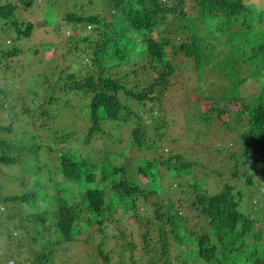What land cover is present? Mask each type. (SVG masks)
Segmentation results:
<instances>
[{"label": "trees", "instance_id": "1", "mask_svg": "<svg viewBox=\"0 0 264 264\" xmlns=\"http://www.w3.org/2000/svg\"><path fill=\"white\" fill-rule=\"evenodd\" d=\"M44 1L0 0V65L4 74L8 71L6 61L24 54L23 43L32 38L38 26L25 19L22 12L40 8ZM98 3L101 9L93 14L91 10L78 14L75 6L65 5L69 13L64 16V25L80 38L73 54L84 59L82 46L90 49V65L83 76L79 77V65L73 61L67 67V71L68 68L72 71L70 74L58 72L65 75L68 84L41 88L36 93L26 87V94L17 97L19 102L15 88L0 86V137L7 136V140L0 139V166L12 165L29 147L36 148L29 140H19L26 135L42 137L51 127L57 147L54 172L47 170L50 187L40 190L41 210L34 213L25 210L28 200L38 198L35 193L3 200L0 197V205L6 208L4 217H0V235L17 241L10 245L14 264H53L56 249L72 243L85 229L97 225L100 231L113 221L119 209L135 211L137 202H148L151 198L155 199L151 214L143 216L136 212L148 230L143 235V252L152 253L150 264H234L242 256V264H248L251 256L257 258L259 254L257 250L248 253V249L259 243L264 234L261 225L257 228L264 219V208L254 197L262 191L264 198V83L256 97L242 99L238 90L243 82L244 65L252 72L250 77L264 81V10L252 0H99ZM87 26H92L93 34L81 37ZM60 28L61 25L57 34ZM71 37L66 38L68 42ZM180 55L192 61L198 73L215 69L220 80H225L220 86H229L206 113L196 115L197 123L205 129L192 133L196 140L199 138L198 142L207 140L205 121L212 119L210 114H228L226 106L221 108L222 103L242 104L243 110L226 123L229 133L234 135L231 146L225 145L227 150L209 145L205 151H199V163L182 162L179 152L177 156L169 155L164 162L174 177L187 175L191 169L195 170L193 177H208L204 170L212 173L224 183L219 193H208L195 180L177 186L175 192L168 188L162 193L157 177L158 160L145 159L139 165L133 156L141 147L151 146L150 150V140L153 144L164 142L169 127L164 121L151 129L163 132L157 139H149L146 124L156 117L147 104L164 98V92L171 86L170 79L184 64L176 62ZM29 66L17 65L12 76L22 77ZM14 104L19 106L18 111ZM63 115H68L67 122L60 123ZM148 117L151 119L147 120ZM108 123L125 125V134L130 139L118 138V145L125 142L127 148L110 150L108 161L85 160L73 153L70 145L78 136L84 147L91 145L93 151L100 150L105 138L112 136L103 134L102 128ZM171 143L179 140L172 139ZM209 153L226 155L220 162L232 164L233 168L228 173L216 168ZM167 155L161 154L162 159ZM140 175L147 177L150 189L134 182ZM254 185H259V189H252ZM253 190L256 194L251 193ZM183 191L191 198L183 200ZM168 194L174 197L166 200L164 196ZM9 202L10 206H6ZM189 202V208L198 213L199 219L208 222L200 235L185 226L187 220L181 208ZM23 209L25 215H21ZM120 237L125 234L121 232ZM101 246L98 245L100 255ZM126 246L129 250L135 247L130 242ZM178 246H185L186 251L179 253ZM24 253L31 257L22 259Z\"/></svg>", "mask_w": 264, "mask_h": 264}, {"label": "rangeland", "instance_id": "2", "mask_svg": "<svg viewBox=\"0 0 264 264\" xmlns=\"http://www.w3.org/2000/svg\"><path fill=\"white\" fill-rule=\"evenodd\" d=\"M13 1L18 2V0ZM252 1L258 5L260 9L264 10V0ZM98 2L99 0H46L41 2L40 8L34 7L30 10L23 11L22 14L25 19L33 22L34 24L37 23L38 26H36V29L31 36L32 38L23 43L24 54L22 53L23 55L20 54L18 57L6 61L8 64V71L5 74L3 73V66L0 65V86L6 85L7 89L8 86L11 89L15 88L14 94L16 98L19 94H26V87L30 88V91H33L34 93L41 88L50 89L57 84L60 87H63L64 84H68V80L65 75L72 72L69 68L67 71V67L73 61L77 63L76 65H79V71H77V74L79 77L83 76L84 71L87 70L90 65V49H87L85 44L82 46L84 49V59L76 53L73 54L76 42L79 43L80 38L72 28L70 29L68 28L69 26L64 25L66 24L64 16L69 13V11H66L67 9L65 5L69 4L70 6H75L76 8L74 10L78 14L85 13L83 10H91V13L93 14L99 12L98 10L101 9V5ZM20 8H22L21 5ZM91 13L88 12L87 14ZM210 22L215 25L217 24L214 19H210ZM44 23H46V25ZM59 25H61L62 28H60L59 34H57L56 29H58ZM92 29V26H87L84 29L85 32H81L80 36L85 37L92 35ZM69 35H72V37L68 42L66 38L69 37ZM153 36L155 37L156 34L154 33ZM90 47L95 49L91 45ZM78 59L82 61L79 62ZM176 62H183L184 64L181 69L177 71L176 75L170 79L171 86L164 92V98L155 104L151 102L147 104L155 111L153 112V117H156V119L159 117L161 118V120L155 119L150 124V121L146 124L148 126L147 133L149 139L158 138V134L163 132L162 129H159L158 131H153L151 129L154 126L159 127L162 121H164L167 126L169 125L166 129V136L163 138L164 142L160 144L158 141L153 144L150 140L149 144L152 145L150 150L148 149L151 146H148V149L141 147L139 148V153H134L133 156L139 165H143L146 161L145 159L152 160L153 158H156L158 160L160 164L158 166L160 172L157 177L158 182L162 187V193L166 192L168 188H173L172 191L175 192L177 186L190 183L194 180L202 184V186H204L203 189H206L208 193H219L224 183L219 178L213 176L212 173L204 170L205 173L209 174L208 177H193L196 176L195 170L191 169L187 175L174 177L173 172L168 170V166H165L164 162L168 161L169 155L177 156V154L180 153L183 157L182 162L188 163L189 165L199 163L201 158L199 151H205L209 145L211 148L216 147L227 150L225 145L228 144V146H231L230 140L234 139V135L229 133L226 123L230 119L231 121L233 120L235 113H239L243 110L242 104L241 102H232L230 104H227L226 102L222 103L221 108L226 106V111L228 114L230 113V115L222 114L219 116L217 112H215L214 115L210 114V118L212 119L205 121V125L208 129L207 140L205 143H201V141L198 142L199 138L196 140L194 138V134L192 133L198 129H202L203 131H205V129L197 123V120L195 119L196 115L199 116V113H206V111H208L216 103V101L224 96V91L227 90V87L229 86H220L225 82V80H220V73L215 71V69V73L212 70L198 73L195 70L192 61L184 58L183 55L177 57ZM20 64H24V66L30 64L31 66L28 67V70H25V74H23L22 77L18 78L12 76L15 74L14 72H16V66ZM190 64H193V67L189 66ZM212 65L213 64L210 66ZM246 67L247 65H244V70L242 71L243 73H241L243 82L240 85V90H238L239 93H241L240 96L242 99L256 97L259 95L264 83V81L259 77H250L249 75L252 72H250L249 67ZM60 71H66L65 75H61L60 73L58 74ZM91 71L92 69H90V72ZM51 73H53V75ZM27 74L29 78L25 79V75ZM152 76L156 77L155 74H152ZM10 78L12 80H10ZM147 80L150 79L147 77ZM23 81H25L26 84H24ZM17 102H19L18 98ZM14 106L18 111L19 106L17 104H14ZM67 117L68 115H63V117L59 118V122H67ZM149 119L151 118L148 117L147 120ZM124 127L125 125L120 123H108L104 126V128H102L103 134H111L112 136L105 138L106 143H104L105 145H103L100 149L101 151L98 148L93 151L91 145L84 147V144L80 141L79 136L71 142L70 148L74 154L85 160L95 161L96 159L102 158L108 161L111 157L110 150L127 148L125 142L118 145V138H121L123 141H126V138H128L125 134ZM130 127L131 126L129 125L127 129ZM48 130L49 131L42 137L39 134H35L31 138V135H26L23 137L24 139H19L33 142L36 148L29 147L27 153L17 157L12 165L0 166V197H2V200L15 196H22L23 194L35 193V196L38 198H36L35 201L28 200L25 208L26 211H31L32 213L37 212L42 208L40 203V196L42 194L40 195V190L50 187L47 170L52 174L54 172V158L56 157L55 150L57 147L52 133L53 129L50 127ZM84 136L85 135L83 134L81 135L82 138ZM0 139L7 140V136L3 135ZM172 139H178L179 143H171ZM106 146L107 149H105ZM165 152H167L168 155L162 159L161 154H164ZM223 156L226 155L208 154L213 166L228 173V169L231 170L233 165L220 162L222 161ZM158 157H160V159ZM227 157H229V154ZM226 160L229 161L230 159L228 158ZM135 174L136 171H134L133 175L135 176ZM53 176L54 175H52V177ZM232 177L234 176H229V178ZM134 182L139 185V187H143L145 189L151 188V183L148 181L147 177H143L142 175L139 176L138 180L135 179ZM258 187L260 186L254 185V187L251 188H255L257 190L259 189ZM67 190L69 189L67 188ZM256 190H253L251 193L256 194ZM184 194L185 195L181 194V196L183 195V200L184 198H191L187 196L188 194L186 191ZM164 197L167 200V198H173L174 195L168 194V197ZM254 197L257 201H261L262 204L260 205L263 209L264 198H262V191L254 195ZM154 201L155 199L151 198L148 202H137L139 206L135 211L127 209L125 212H122L119 209L113 215V221L104 226L100 231L98 230L99 226L97 225L93 226L92 229H85L81 234L75 237V240L72 243L63 244V246L56 249L53 264H135L139 260L143 261L141 264H150L151 261H149V255L152 253L146 255L143 252V235L148 230L144 226L145 222L139 220L140 218L137 217L136 212L138 211L143 216H148L153 212L152 207L154 206ZM190 204V202L185 203L183 206L184 208H181L182 216L187 220L185 226L195 230L197 234L200 235V230L202 227H206V223L208 222L202 218L201 221L197 216L198 213L189 208ZM8 205L10 206V202L6 204V206ZM5 210V206L0 205V217H4L3 213ZM25 210L23 209L21 211V215L26 214ZM259 226L262 227V233H264V219L257 228H260ZM121 232L125 234V237L119 238ZM152 235L154 238L157 237V234L153 231ZM14 237L15 236L13 235L12 238ZM128 242L135 245L132 250L127 248L126 245ZM15 243H17V241H10V238L7 237V235H0V264H14V260L11 255L14 254V252L10 249V245ZM100 244L102 245V255H100L98 250V245ZM25 247L29 249L28 246ZM178 247L179 253L186 251L185 246ZM255 250L259 253L257 255L258 259L251 256L249 258L250 260H248V264H264V234L259 240V243L257 242L251 245L247 252L251 253ZM26 257H31V255L29 253H24L21 256L22 259ZM243 259V256L239 257L235 260L234 264H242ZM257 260H259V263H256Z\"/></svg>", "mask_w": 264, "mask_h": 264}, {"label": "clouds", "instance_id": "3", "mask_svg": "<svg viewBox=\"0 0 264 264\" xmlns=\"http://www.w3.org/2000/svg\"><path fill=\"white\" fill-rule=\"evenodd\" d=\"M27 65H30V64H27Z\"/></svg>", "mask_w": 264, "mask_h": 264}]
</instances>
